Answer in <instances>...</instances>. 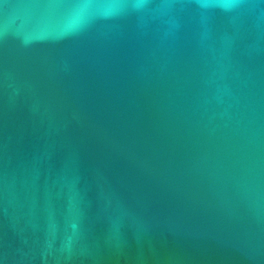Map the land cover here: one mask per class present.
Returning <instances> with one entry per match:
<instances>
[{
  "label": "water",
  "instance_id": "obj_1",
  "mask_svg": "<svg viewBox=\"0 0 264 264\" xmlns=\"http://www.w3.org/2000/svg\"><path fill=\"white\" fill-rule=\"evenodd\" d=\"M0 264H264V0H0Z\"/></svg>",
  "mask_w": 264,
  "mask_h": 264
}]
</instances>
